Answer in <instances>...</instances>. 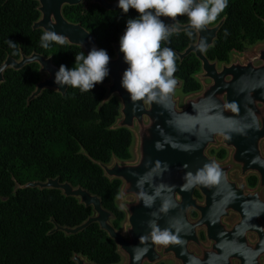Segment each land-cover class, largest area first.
I'll use <instances>...</instances> for the list:
<instances>
[{
  "label": "water",
  "instance_id": "1",
  "mask_svg": "<svg viewBox=\"0 0 264 264\" xmlns=\"http://www.w3.org/2000/svg\"><path fill=\"white\" fill-rule=\"evenodd\" d=\"M32 1L38 4L39 13L38 21L32 26L34 31L53 30L65 37L66 45L77 47L85 54L92 47L100 49L81 24L71 23L63 15L64 8L78 7L85 0ZM92 2L108 12L119 8L118 0ZM162 19L176 25L175 33L188 30V24ZM224 21L225 18L213 27L207 25L202 31L192 30L195 42L182 53H176L180 62L193 55L201 66L197 79L209 82L202 83L198 93L186 96L182 107L175 99V91L181 89V81L175 77V88L165 99L133 101L121 87L122 73L128 65L119 44L113 46L106 95L100 107L112 98L118 101L120 118L113 129H126L132 134L135 160L120 162L113 158L111 164L98 163V166L109 181L121 183L119 208L125 214L124 232L113 227V215L103 208L100 198L80 186L74 188L67 182L61 183L58 177L24 186L17 184V190L58 191L92 211L91 217L74 228L58 226L51 220L54 229L49 235L61 233L73 237L96 225L116 245L118 254L124 259L123 264H156L166 258L177 264H215L216 231L223 227L222 221L228 211L238 215L230 229L240 231L243 224L251 227L250 231L254 233L263 229L264 201L260 193L264 188V43L250 56L233 57L228 64L210 61L207 53L217 40ZM201 42L206 46L204 51L200 50ZM32 64L39 67L41 80L26 100L27 106L45 91L61 96L67 93L69 86L54 83L59 68L54 65L53 58L35 53L28 57L21 54L19 60L7 57L0 66V86L6 71H20ZM219 147L230 151L223 164H218L209 155L210 150ZM81 154L86 156L85 152ZM211 164L218 167L217 182L203 183L192 179L205 165ZM234 172L241 178L256 174L259 177L257 188L247 191L244 184L233 182L231 175ZM195 192L204 198L202 205L194 198ZM191 210L200 215L195 221L189 218ZM220 210L223 211L218 219L216 213ZM151 222L161 230H169L177 242L155 243L151 239ZM201 229L206 232L207 247L199 244L197 231ZM191 247L199 249L200 254L191 251ZM259 247L255 246V249ZM72 262L95 264L78 254L73 255Z\"/></svg>",
  "mask_w": 264,
  "mask_h": 264
},
{
  "label": "trees",
  "instance_id": "2",
  "mask_svg": "<svg viewBox=\"0 0 264 264\" xmlns=\"http://www.w3.org/2000/svg\"><path fill=\"white\" fill-rule=\"evenodd\" d=\"M37 7L32 0H0V66L7 57L19 60L21 54L35 53L52 57L58 68L63 64L71 69L75 55L82 51L66 44L41 47L43 32L32 29L39 19ZM63 15L69 22L81 24L99 48L113 57V45L119 43L127 20L138 14L134 9L123 13L120 8L107 12L85 0L78 7L64 8ZM223 18L217 40L207 53L210 61L227 63L231 53L241 54L264 42V0H228L226 9L208 26ZM176 22L186 25L188 18L179 16ZM194 42V33L191 37L187 32L174 33L162 47L182 53ZM200 73V63L193 55L182 62L176 57L174 77L181 81L183 95L201 91ZM40 80L39 67L32 64L20 71H6L0 86V264H73L74 254L95 264H119L116 245L96 225L73 237L49 235L54 229L51 220L74 228L93 215L90 209L58 191L16 189L17 184L58 177L61 183L80 186L99 197L103 208L113 215L115 229L125 221L116 204L121 183L109 181L98 166L111 164L113 158L130 161L134 141L128 130L113 129L120 118L118 101L112 98L100 107L107 78L89 92L71 86L64 96L45 91L27 106L26 100ZM216 157L224 159L225 152L219 151ZM249 185L253 187L255 179Z\"/></svg>",
  "mask_w": 264,
  "mask_h": 264
},
{
  "label": "clouds",
  "instance_id": "3",
  "mask_svg": "<svg viewBox=\"0 0 264 264\" xmlns=\"http://www.w3.org/2000/svg\"><path fill=\"white\" fill-rule=\"evenodd\" d=\"M227 5L228 0H118L123 13L134 9L138 14L127 20L126 30L119 39V50L128 65L122 73L121 87L130 98L133 101H155L158 97L163 100L175 88L176 53L169 47H162V43L167 42L177 28L162 18L176 21L179 16H187V35L191 37L192 30L202 31L216 21ZM40 41L45 49L53 43L63 45L66 42L64 36L53 30L44 31ZM9 44L15 47L14 42L9 41ZM199 47L201 51L206 50L203 42ZM109 63L110 56L106 50L92 47L87 54L80 52L75 55L71 69L61 64L55 73L54 83L78 88L81 92L92 91L108 77ZM219 176L218 167L211 164L205 165L192 179L215 183ZM150 227L151 239L155 243L167 245L177 242L169 230L159 229L155 222H151Z\"/></svg>",
  "mask_w": 264,
  "mask_h": 264
},
{
  "label": "flooded vegetation",
  "instance_id": "4",
  "mask_svg": "<svg viewBox=\"0 0 264 264\" xmlns=\"http://www.w3.org/2000/svg\"><path fill=\"white\" fill-rule=\"evenodd\" d=\"M229 62L224 64H228ZM219 151L225 152L224 159L221 160L217 159L216 154ZM211 152H213L214 154L213 158H215L218 164L225 163L228 160L230 154L229 150H226L222 147L210 150L209 154ZM262 156L264 157V142L262 144ZM252 179H255V185L253 187L249 185V181ZM231 180L239 185L244 184L245 189L247 191H254L259 184V177L253 173L248 174L244 178H241L239 177V174L237 172H234L231 175ZM260 196L261 199L264 201V188L261 190ZM194 198H196L198 204L200 205H202L205 201L204 198L198 192H195ZM222 211L223 210H220L219 212L216 213L218 219L221 217ZM188 215L190 220L192 221L197 220L200 216L195 210L189 211ZM237 220H238V215L234 212L228 211V216L224 218L222 221L223 227L218 228V231H216L217 239L215 240V254H214L215 264H264V222L261 224V227L263 229H257V232L254 233L250 231L251 227H249L247 224L241 225L240 231H237L234 228L230 229L229 227L232 226ZM197 238L200 245L206 247L209 246V241L207 240L206 232L204 229L197 231ZM259 245L260 247L258 249H255V246H259ZM160 246L158 247V250H160ZM190 250L193 251L195 254L198 255L200 254L199 249H197L196 247H191ZM156 264H177V263L171 258H166L164 260L159 261Z\"/></svg>",
  "mask_w": 264,
  "mask_h": 264
},
{
  "label": "rangeland",
  "instance_id": "5",
  "mask_svg": "<svg viewBox=\"0 0 264 264\" xmlns=\"http://www.w3.org/2000/svg\"><path fill=\"white\" fill-rule=\"evenodd\" d=\"M264 43V42H263ZM263 43H257V44H255L254 46H249V47H247L246 48V50L244 51V53H241V54H239V53H236V52H233V53H231L230 54V56H229V61H231L232 59H233V57H239V58H244L245 56H250L253 52H254V49L257 47V46H259V45H261V44H263ZM200 83L202 84V83H204V84H208L209 82L208 81H204V82H201L200 81ZM185 95H183L180 91H175V99H177L178 100V102H179V107H182V105H183V101H184V99H185ZM130 152H131V160H130V162H133L134 160H135V140L133 141V144H132V147H131V149H130ZM210 156H214V154H213V152H211L210 154H209ZM239 182H241V181H239ZM116 204H117V206L119 207V204H120V199H119V197L117 198V200H116ZM124 225H125V222L124 223H122L121 224V226L118 228V231H120V232H124ZM124 263V259L123 258H121V262L119 263V264H123Z\"/></svg>",
  "mask_w": 264,
  "mask_h": 264
},
{
  "label": "bare ground",
  "instance_id": "6",
  "mask_svg": "<svg viewBox=\"0 0 264 264\" xmlns=\"http://www.w3.org/2000/svg\"><path fill=\"white\" fill-rule=\"evenodd\" d=\"M120 232V231H119ZM120 233H122V232H120Z\"/></svg>",
  "mask_w": 264,
  "mask_h": 264
}]
</instances>
